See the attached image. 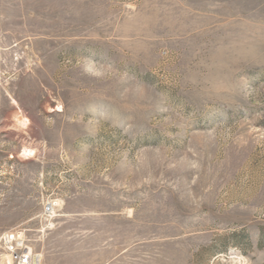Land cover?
I'll return each mask as SVG.
<instances>
[{
    "label": "rangeland",
    "instance_id": "374dc122",
    "mask_svg": "<svg viewBox=\"0 0 264 264\" xmlns=\"http://www.w3.org/2000/svg\"><path fill=\"white\" fill-rule=\"evenodd\" d=\"M14 229L40 264H264V0H0Z\"/></svg>",
    "mask_w": 264,
    "mask_h": 264
},
{
    "label": "built area",
    "instance_id": "2783aa9c",
    "mask_svg": "<svg viewBox=\"0 0 264 264\" xmlns=\"http://www.w3.org/2000/svg\"><path fill=\"white\" fill-rule=\"evenodd\" d=\"M53 211V204H47L44 208V213L47 215H52ZM0 249L10 256L11 264H35L36 254L29 245L24 232L20 229L4 232L0 236Z\"/></svg>",
    "mask_w": 264,
    "mask_h": 264
},
{
    "label": "bare ground",
    "instance_id": "6f19581e",
    "mask_svg": "<svg viewBox=\"0 0 264 264\" xmlns=\"http://www.w3.org/2000/svg\"><path fill=\"white\" fill-rule=\"evenodd\" d=\"M23 154L25 155V156H29L30 155V151H27V150H24L23 151ZM7 257L10 259V260H7L6 261V264H11V258H10V256H8L7 255ZM34 263L36 264H40V256L39 255H35V257H34Z\"/></svg>",
    "mask_w": 264,
    "mask_h": 264
}]
</instances>
